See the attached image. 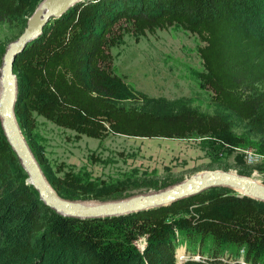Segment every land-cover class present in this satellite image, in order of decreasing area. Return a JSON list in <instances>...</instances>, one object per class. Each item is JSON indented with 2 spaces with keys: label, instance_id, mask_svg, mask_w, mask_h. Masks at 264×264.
Instances as JSON below:
<instances>
[{
  "label": "trees",
  "instance_id": "16d2710c",
  "mask_svg": "<svg viewBox=\"0 0 264 264\" xmlns=\"http://www.w3.org/2000/svg\"><path fill=\"white\" fill-rule=\"evenodd\" d=\"M31 1L0 0V22L25 16ZM263 6L264 0L78 4L47 25L42 37L18 57L16 118L33 131L36 113L96 140L109 134L149 139L226 135L230 125L218 115L188 110L157 116L118 107L113 101L124 83L113 73L111 48L126 33L145 36L179 25L204 43L199 49L204 66L201 88L213 93L217 105L259 130L264 126V37L250 19ZM37 160L41 167L46 165L44 156ZM19 166L23 169L7 139L0 136V264H177L178 235L168 218L184 209H191L192 215L179 221L180 229L190 238L195 235L193 239L211 237L213 255H223L224 246H236L244 250L246 261L264 264V203L202 193L124 217L79 220L47 207L33 186L15 175L13 168ZM62 185L79 188L70 175L52 184L63 198ZM141 236L147 237L142 251L135 244Z\"/></svg>",
  "mask_w": 264,
  "mask_h": 264
},
{
  "label": "rangeland",
  "instance_id": "374dc122",
  "mask_svg": "<svg viewBox=\"0 0 264 264\" xmlns=\"http://www.w3.org/2000/svg\"><path fill=\"white\" fill-rule=\"evenodd\" d=\"M45 1L32 0L25 16L0 22V94L6 50ZM250 20L254 30L264 37V6ZM203 46L199 36L179 25L147 32L145 36L126 33L111 48L113 73L124 83L113 101L118 107L157 116H173L188 110L218 115L230 125V132L224 136L195 134L186 139H149L109 134L96 140L61 128L36 113L32 117L33 131L16 118L37 163L39 156L46 159V165L40 168L48 183L59 184L69 175L78 181L76 191L61 186L63 199L93 206L113 203L162 193L212 172L234 174L264 186V126L253 130L247 122L217 105L210 90L201 88L204 66L199 49ZM15 75L18 103L20 77L16 69ZM1 118L0 136L6 138ZM13 170L28 183L29 176L20 166ZM203 193L239 195L228 187L211 188ZM190 215L192 210L184 209L168 218L178 235L177 248L212 254L211 237L193 239L195 235L190 238L180 229L179 221ZM135 244L142 251L147 246V237H139ZM229 250L236 256L239 248L224 246L220 254Z\"/></svg>",
  "mask_w": 264,
  "mask_h": 264
},
{
  "label": "water",
  "instance_id": "95a60500",
  "mask_svg": "<svg viewBox=\"0 0 264 264\" xmlns=\"http://www.w3.org/2000/svg\"><path fill=\"white\" fill-rule=\"evenodd\" d=\"M90 1L92 0H47L46 4L29 18L23 32L8 46L4 55L1 72L3 97L0 109L4 118V133L24 171L29 176L30 181L28 180V184L33 186L42 202L63 217L79 220L112 219L169 207L216 187L239 188L244 193L239 194L237 197L250 198L264 203L263 185L245 177L221 172L198 176L162 193L141 195L128 200L104 203L97 206H83L77 202L63 199L49 185L40 165L35 162L16 120L15 65L18 57L23 55L32 43L42 37L47 25L62 18L74 6Z\"/></svg>",
  "mask_w": 264,
  "mask_h": 264
},
{
  "label": "built area",
  "instance_id": "2783aa9c",
  "mask_svg": "<svg viewBox=\"0 0 264 264\" xmlns=\"http://www.w3.org/2000/svg\"><path fill=\"white\" fill-rule=\"evenodd\" d=\"M179 243V239L177 240ZM239 257L229 253L223 254L219 257L213 254H204L200 251H190L187 247H178L176 251V263H198V264H252L245 260L244 250H239Z\"/></svg>",
  "mask_w": 264,
  "mask_h": 264
},
{
  "label": "bare ground",
  "instance_id": "6f19581e",
  "mask_svg": "<svg viewBox=\"0 0 264 264\" xmlns=\"http://www.w3.org/2000/svg\"><path fill=\"white\" fill-rule=\"evenodd\" d=\"M46 2H47V0L45 1V3H44V5L46 4ZM43 5V6H44ZM42 6V7H43ZM41 7V8H42ZM15 84V83H14ZM15 86H16V84H15ZM2 97H3V93H1L0 94V109H1V100H2ZM0 116L2 117V115H1V112H0ZM1 119H3V125H4V118L2 117ZM3 128H4V126H3ZM34 160H35V158H34ZM35 162H37L36 160H35ZM29 180V179H28ZM30 181V180H29ZM50 185V184H49ZM51 186V185H50ZM52 187V186H51ZM229 188H231V187H229ZM231 189H234L238 194H243L244 192H243V190H241V189H239V188H231ZM77 203H79V202H77ZM80 205H83V206H93V205H89V204H84V203H79ZM95 206H97V205H95Z\"/></svg>",
  "mask_w": 264,
  "mask_h": 264
}]
</instances>
